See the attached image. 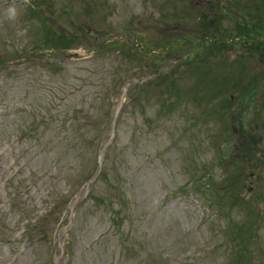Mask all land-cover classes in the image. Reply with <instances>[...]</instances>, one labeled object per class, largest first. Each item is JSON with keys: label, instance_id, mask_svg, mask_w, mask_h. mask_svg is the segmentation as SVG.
<instances>
[{"label": "rangeland", "instance_id": "1", "mask_svg": "<svg viewBox=\"0 0 264 264\" xmlns=\"http://www.w3.org/2000/svg\"><path fill=\"white\" fill-rule=\"evenodd\" d=\"M258 10L0 0V264H264L260 103L225 89Z\"/></svg>", "mask_w": 264, "mask_h": 264}, {"label": "trees", "instance_id": "2", "mask_svg": "<svg viewBox=\"0 0 264 264\" xmlns=\"http://www.w3.org/2000/svg\"><path fill=\"white\" fill-rule=\"evenodd\" d=\"M230 12H233L232 9H230ZM257 12L258 15L256 14L252 16L250 14V17H252L253 19L255 18L254 20L251 19L250 21L246 20L245 15H238V18L242 17V20L238 21L234 30L230 29L226 31L228 32V37H230V40L234 42L233 44L240 43L241 45H239V47L244 49L242 53L240 52L236 54V57L231 61L239 70V74L237 76L239 77L241 73L244 72H249L250 76H248L247 78V83L243 82L242 80L239 81V78H234V80L231 82L227 81L226 84L228 88L225 89L231 90V93L233 92V94L240 95L238 97L239 101L242 99V97L245 96V94H249L250 103L251 105H253V107L256 106L254 104L260 103L256 115L257 117H260L259 121L264 122V67L260 66L261 61L256 60V53L264 52V12H260L259 10ZM221 37L224 39H220V37L217 35H212L209 37V39L207 38V40H203V43L213 49H221L222 52L220 54L223 56L222 59L226 57L227 60V58L230 57L227 52L228 42L225 40V35H222ZM44 42H48V44L44 43L45 47H48L52 43L53 45L51 48L57 49L58 46L56 44H60L61 39L49 36L46 38V41L44 40ZM245 44H252L255 46V48H253V51H255V55L252 58V61L251 59H249V56L245 54L247 52V50L244 48ZM240 65L242 66L240 67ZM221 90H223V88H221ZM251 91H253V93L250 94ZM260 99L262 100L259 102Z\"/></svg>", "mask_w": 264, "mask_h": 264}, {"label": "clouds", "instance_id": "3", "mask_svg": "<svg viewBox=\"0 0 264 264\" xmlns=\"http://www.w3.org/2000/svg\"><path fill=\"white\" fill-rule=\"evenodd\" d=\"M7 15L10 20H14L17 16V9L15 6L9 7L7 10Z\"/></svg>", "mask_w": 264, "mask_h": 264}]
</instances>
